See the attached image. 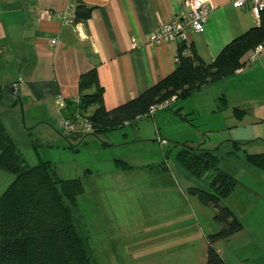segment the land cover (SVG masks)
Segmentation results:
<instances>
[{"label":"crops","instance_id":"crops-1","mask_svg":"<svg viewBox=\"0 0 264 264\" xmlns=\"http://www.w3.org/2000/svg\"><path fill=\"white\" fill-rule=\"evenodd\" d=\"M186 1L82 0L92 11L87 21L79 22L81 35L58 16L65 10L67 0H0V82L15 86L14 90L11 88L13 93L31 97L30 108L42 113L34 114V119L54 116L61 120V117L69 118L68 100L80 94L81 75L95 69L99 86L103 88L105 107L113 109L136 98L175 70L179 43L153 44L148 39L160 25L175 17H187L191 7ZM208 1L211 11L205 30L188 31L185 54L194 48L210 63L226 45L259 22L250 7H236L234 0ZM53 38H57L54 45ZM255 63L264 66V56ZM244 70L245 66L217 84L242 77ZM214 84L204 86L194 96L210 93L207 100L203 96L200 101L208 102L212 110L226 108H221L223 95L228 99L230 111L244 105L243 97L232 100L226 86L213 88ZM186 100L177 99L169 106H175L181 114L185 110L194 113L197 104L192 101L187 106ZM158 112L154 115L156 121L163 116ZM255 168L247 169L255 174L253 182L239 181L243 192L238 191L241 197L234 201V206L233 193L238 186L222 199L243 222L241 231L214 243L227 264H264V171ZM191 194L195 198L163 200L161 230L167 235L174 229L179 243L174 246L176 256L171 261L153 264L206 263L207 235L218 231L220 225L212 217L214 208L200 216L197 208L201 201L197 194ZM182 252L186 256L179 258Z\"/></svg>","mask_w":264,"mask_h":264},{"label":"rangeland","instance_id":"rangeland-1","mask_svg":"<svg viewBox=\"0 0 264 264\" xmlns=\"http://www.w3.org/2000/svg\"><path fill=\"white\" fill-rule=\"evenodd\" d=\"M247 52L242 57L247 63L242 77L213 85L226 86L232 100L243 97L240 108L247 113L242 120L228 107L212 110L208 102H201L210 94L204 92L184 101L187 106L192 101L197 104L194 113L185 110L179 116L175 106H167L158 109L163 116L157 121L149 115L100 134L86 128L71 131L54 116L34 119V114L42 113L30 108L31 97L13 93L4 87L12 84L0 82V119L26 161L30 165L50 161L60 178H81L84 183L82 202L87 218L92 219L90 242L98 264H153L176 256L179 238L174 229L167 235L161 230L163 200L193 199L189 191L193 185L210 189L208 177H196L179 163L181 144L212 149L219 168L240 182L255 180L247 169L256 168L246 155L264 153V66L248 63ZM177 97L166 102L170 105ZM14 177L0 169V195ZM240 189L233 193V206L241 197ZM212 208L199 202L197 210L202 216Z\"/></svg>","mask_w":264,"mask_h":264},{"label":"trees","instance_id":"trees-1","mask_svg":"<svg viewBox=\"0 0 264 264\" xmlns=\"http://www.w3.org/2000/svg\"><path fill=\"white\" fill-rule=\"evenodd\" d=\"M91 11L92 7L78 0L75 21H87ZM263 40L264 11L258 26L232 40L210 63L194 48L185 54L188 43L181 42L173 72L113 109L105 107L103 88L92 69L80 77L79 101L72 98L66 104L69 118L78 112L88 116L95 134L122 128L126 121L134 122L138 115L146 114L151 105L165 102L174 95L179 100L188 99L204 86L233 75L247 65L242 60L243 55ZM93 86L96 88L91 91ZM4 87L11 91L15 86ZM221 100L224 109L228 99L223 95ZM92 107L96 108L92 111ZM175 111L182 115L179 109ZM233 111L241 120L247 113L240 107H234ZM181 145L177 153L181 166L196 177H208L210 182V189L191 186L189 191L197 194L201 203L215 209L213 219L220 225L218 231L207 235L205 264H227L214 243L243 229L240 218L222 203L223 198L236 190L239 180L218 167L219 158L214 150L187 142ZM246 158L264 171V153H249ZM0 169L15 175L0 195V264H98L90 242L92 219L87 218L82 202L86 188L81 178H60L50 161L30 165L1 119Z\"/></svg>","mask_w":264,"mask_h":264},{"label":"built area","instance_id":"built-area-1","mask_svg":"<svg viewBox=\"0 0 264 264\" xmlns=\"http://www.w3.org/2000/svg\"><path fill=\"white\" fill-rule=\"evenodd\" d=\"M67 6L64 11L58 13L59 18L63 19L65 23L71 24L82 35L80 23L75 21V12L78 0H67ZM186 4L191 7V11L187 17H175L170 22L160 25L149 37L148 41L153 44H165L170 42L188 43V31L194 30L196 32H203L208 22L211 7L208 0H187ZM236 7H250L257 21L260 23L261 14L264 11V0H234ZM57 43V38L51 40V44ZM264 56V40L254 48L247 52L248 63H254L259 58ZM79 101V97H74ZM168 101L160 104L151 105L148 112L143 115H138L136 120L145 116H154L159 108H164L168 105ZM60 123L64 128L71 131H78L81 128H86L92 131V125L88 116L77 113L73 118H63ZM125 124H130L126 121Z\"/></svg>","mask_w":264,"mask_h":264},{"label":"water","instance_id":"water-1","mask_svg":"<svg viewBox=\"0 0 264 264\" xmlns=\"http://www.w3.org/2000/svg\"><path fill=\"white\" fill-rule=\"evenodd\" d=\"M12 90H14V88H12Z\"/></svg>","mask_w":264,"mask_h":264}]
</instances>
